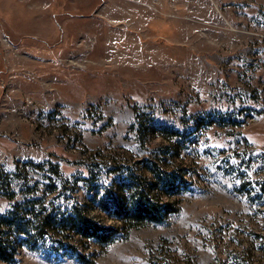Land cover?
<instances>
[{
  "label": "rangeland",
  "instance_id": "374dc122",
  "mask_svg": "<svg viewBox=\"0 0 264 264\" xmlns=\"http://www.w3.org/2000/svg\"><path fill=\"white\" fill-rule=\"evenodd\" d=\"M140 191L159 222L121 220ZM0 244L264 264V0H0Z\"/></svg>",
  "mask_w": 264,
  "mask_h": 264
},
{
  "label": "trees",
  "instance_id": "16d2710c",
  "mask_svg": "<svg viewBox=\"0 0 264 264\" xmlns=\"http://www.w3.org/2000/svg\"><path fill=\"white\" fill-rule=\"evenodd\" d=\"M154 174L156 177L155 180L163 183V177L160 174H156L155 172ZM159 215L160 213L157 212L155 203L147 199V194L144 191H140L139 195L132 194L130 208H128L125 214L122 215L121 220L126 221V219H128L130 222L134 220L144 222V220L150 219L149 221L159 222ZM99 229L100 228L97 224H93V226L89 227L88 230H85L83 226L82 230H78L77 233L83 237L93 238L100 242L106 241L108 237L106 232ZM2 249L3 248L0 246V259L10 261L8 258L3 256V253L1 252L3 251Z\"/></svg>",
  "mask_w": 264,
  "mask_h": 264
}]
</instances>
